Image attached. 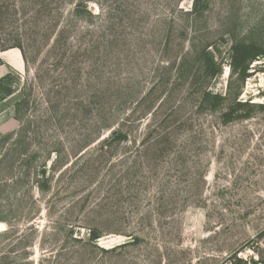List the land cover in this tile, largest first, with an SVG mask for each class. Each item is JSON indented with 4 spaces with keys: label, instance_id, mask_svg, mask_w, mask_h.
Wrapping results in <instances>:
<instances>
[{
    "label": "rangeland",
    "instance_id": "rangeland-1",
    "mask_svg": "<svg viewBox=\"0 0 264 264\" xmlns=\"http://www.w3.org/2000/svg\"><path fill=\"white\" fill-rule=\"evenodd\" d=\"M193 4L0 0L30 99L0 143V264H264V110L224 122L236 94L264 106V55L244 83L230 68L236 41L264 48V0Z\"/></svg>",
    "mask_w": 264,
    "mask_h": 264
},
{
    "label": "trees",
    "instance_id": "trees-1",
    "mask_svg": "<svg viewBox=\"0 0 264 264\" xmlns=\"http://www.w3.org/2000/svg\"><path fill=\"white\" fill-rule=\"evenodd\" d=\"M204 12V8L201 7V0H194L193 4V13L194 15H198ZM70 17L73 19H79L83 17L87 18H93L94 15L87 9V5L85 2L77 3L72 11L69 13ZM20 50L22 51L24 60L27 62L26 54L24 50H22L21 47ZM202 59H203V68L205 71L211 75V76H217L219 74L216 62L214 60V56L211 54L210 51L207 49H204L201 53ZM264 55V48L261 46H258L255 43L252 42H240L236 41L232 45V56L230 61V68L231 70L236 73L239 77V79L244 83L247 78L250 76V67L254 61H256L260 56ZM3 61L0 59V66L3 65ZM21 82V79L13 73H9L2 79H0V99L3 100L7 98L8 96H11L16 92V89L14 88L15 84H19ZM227 97L221 94H214L206 92L203 96V103L206 104L211 110L215 111L217 110L225 101ZM232 102L234 103L231 109L225 114V120L224 122H232L235 120H241V119H247L250 118L252 112L255 110V108H259L264 110V106L260 105L257 107V105L252 103H244L239 100V94H236ZM29 103L30 99L29 96H24L22 100H20L15 105V119L18 122H21L24 119L25 113L29 109ZM48 109H50L48 107ZM24 128V127H23ZM21 128V130L16 134L17 136L22 135L24 129ZM107 129H110V133L106 139H104V144L108 141L109 144L112 142H126L128 141V135L122 131H117L116 128L111 129V127H106ZM11 134L2 136L0 138V143H5L9 141ZM22 137V136H21ZM45 174V173H43ZM37 188L39 191L46 192L49 191L51 188L50 180L48 178H42L37 183ZM100 237V234H93L92 240H97ZM233 260H235L238 263H241L242 260L237 257V255L233 256ZM232 264V263H229Z\"/></svg>",
    "mask_w": 264,
    "mask_h": 264
},
{
    "label": "crops",
    "instance_id": "crops-1",
    "mask_svg": "<svg viewBox=\"0 0 264 264\" xmlns=\"http://www.w3.org/2000/svg\"><path fill=\"white\" fill-rule=\"evenodd\" d=\"M0 59L3 65L0 66V79L11 73V71H18L23 73L25 70V60L20 51L10 50L0 53ZM18 90L11 96L1 100L0 99V138L15 129L17 120L15 119V105L20 101L18 99Z\"/></svg>",
    "mask_w": 264,
    "mask_h": 264
}]
</instances>
